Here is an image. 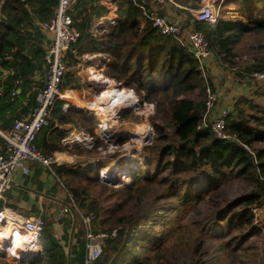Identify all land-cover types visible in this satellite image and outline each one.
I'll return each instance as SVG.
<instances>
[{"label": "trees", "instance_id": "trees-1", "mask_svg": "<svg viewBox=\"0 0 264 264\" xmlns=\"http://www.w3.org/2000/svg\"><path fill=\"white\" fill-rule=\"evenodd\" d=\"M190 1L198 8L200 0ZM114 2L117 19L107 35L112 57L119 71L134 79L133 87L139 94L147 100L157 99L158 110L165 105L168 121L167 127L157 128L161 147L145 150L146 167L122 188L103 186L92 191L86 187L98 181L93 165H53L61 186L73 193L77 208L84 215H93L92 230L109 233L93 264H205L208 250L201 248L209 235L222 238L226 264H245L238 245L251 234L260 233L251 206H264V104L240 97L226 120L229 139L216 138L209 128H197L204 111L205 87L209 84L214 88L210 77L203 75L196 58L173 36L160 34L145 21L134 3ZM95 4L96 0H77L73 5L74 25L81 31L75 46L80 50L84 43H94L85 32L91 20L87 5L96 14L107 12ZM219 5L216 22L196 20L193 27L203 33L220 65L231 69L233 78L242 82L264 70V45L245 44L246 38L259 43L258 36L264 33V0H222ZM54 14L44 0H0L1 131L10 129L15 119L28 114L35 105L43 84L33 77L37 71L45 73V50L38 40L41 33L31 34L29 28L39 27L35 21H48ZM247 52L252 58H246L245 63L237 61ZM3 70L8 73L4 75ZM52 116L35 140L47 155L61 150L59 141L65 134V130L53 128L55 120L93 134L88 118L75 109L62 112L54 108ZM62 174L64 181L59 177ZM234 180L244 181L247 190L220 208L216 202L222 187ZM66 197L69 204L67 193ZM204 200L214 205L206 218L207 228H191L187 214ZM70 208L74 219L61 218L64 226L60 237L43 216L41 254L27 264H83L84 227L78 212ZM77 218L80 227L70 236L68 230L75 227ZM173 242L176 246L171 245ZM0 264L25 263H13L0 253Z\"/></svg>", "mask_w": 264, "mask_h": 264}, {"label": "built area", "instance_id": "built-area-1", "mask_svg": "<svg viewBox=\"0 0 264 264\" xmlns=\"http://www.w3.org/2000/svg\"><path fill=\"white\" fill-rule=\"evenodd\" d=\"M76 1L59 0L53 17L37 23L51 34V41L44 57L46 76L43 86L37 91L35 105L30 112L15 119L10 129L0 130V137L4 142V152L0 153V199L4 198V192L11 187L13 176L17 172L27 173L28 166L33 163L43 166L57 178L53 165L68 154L78 157V153L73 152L75 151L73 147L76 146L88 150L96 149L98 157H90L96 162L106 153L116 154L109 163L111 165L100 164L97 167V178L105 184L128 185L134 175L142 169L138 165L145 168V159L142 160V164L140 162L138 164L137 158L140 157L139 145H147L153 138L151 126L143 128L146 129L143 133L133 131L134 127L140 126L139 124L132 125L128 130H121L125 119L138 114L147 104V100H144L143 93L135 92L133 81L124 82L128 75L120 72L119 68L114 69L115 65H112L107 35L117 19L115 4L112 0H97L107 12L90 21L85 32L93 39V46L87 47L85 43L84 49L80 50L75 45L81 37V31L74 25L71 14ZM129 1L141 9L143 19L150 21L151 26L160 34L173 36L185 47L198 61L203 75L209 78L208 68L212 54L202 32L194 29L185 32L181 22L161 14L159 5L167 0ZM168 1L174 3V0ZM218 1L216 4L209 3V0H200L196 3L198 8H193L192 1L186 0L187 4H184L183 8L192 16L193 21L214 23L219 16V3L222 0ZM70 57L75 59L76 63L83 64L85 69L97 70L99 75H92L89 78L83 76L79 82L66 85L64 78ZM245 62L246 59L242 61ZM250 78L254 83H264V70L252 73ZM122 90L129 92L128 97H121ZM2 95L3 91L0 89V97ZM205 95L204 111L197 128H209L216 138L229 139L226 120L234 104L230 107H218V91L209 84L205 87ZM132 101H136L137 104L130 105ZM54 108L62 112L70 109L82 112L88 118L93 134L73 124H62L55 120L53 128L65 130V134L59 141L61 150L47 155L36 146L35 140L40 130L53 119ZM67 194L84 227L86 243L83 264H93L101 255L103 239L109 233L93 231L90 225L93 215H84L75 205L73 193L68 191ZM43 226L44 218L41 214L21 217L6 207L1 208L0 253L13 263L21 261L27 264L38 258L41 254L39 237ZM9 232L18 234V237L10 238ZM114 234L115 229L111 232V235Z\"/></svg>", "mask_w": 264, "mask_h": 264}, {"label": "rangeland", "instance_id": "rangeland-1", "mask_svg": "<svg viewBox=\"0 0 264 264\" xmlns=\"http://www.w3.org/2000/svg\"><path fill=\"white\" fill-rule=\"evenodd\" d=\"M212 2H214V0H209V3H212ZM259 40H260L259 43H254L252 38L251 39L246 38L245 44L253 43L255 47L258 46V44L264 45V33L258 36V41ZM241 44H244V43H241ZM262 50L264 51V49ZM253 55H255V51H253ZM246 58L247 59L252 58L251 54L248 52L240 54V56L237 58L238 60L237 59L236 60L242 63V61H244ZM85 64L86 63L84 62V65ZM72 68L73 66L69 68V71H71ZM90 69L91 68H87L84 74L82 73L83 76L89 78L92 75H96V76L99 75L97 71L96 73L89 74ZM114 69H117V68H114ZM232 76L233 74H230V77H222L220 79L221 83L219 82V84L216 87L217 89H215L218 91V95H219V106L218 107H230L239 99L236 97H247V98L252 99L255 103H258L261 105L264 104V83L263 82L261 83L256 82L255 86L256 87L258 86V88L255 92L251 93V91H249L247 88H242L241 86L235 85L234 79L232 81V78H233ZM130 80L132 81V78L130 76L124 78V82L130 81ZM225 83H227V85H224ZM252 83H254V81H252ZM135 92L138 94L136 90ZM121 93L126 94L127 96L129 95L128 91L122 90ZM144 100H147L145 96H144ZM136 104L137 102L135 101L134 105ZM164 107L165 105L164 106L162 105L161 109L158 110L157 99L147 100V104L141 108L139 113L134 114L133 117L129 116L128 118H126L124 123L121 126L122 127L121 130L122 129L128 130L130 129L132 125L139 124L140 126L134 127L133 131H136V132L138 131V132L143 133V130H146L143 128L150 125L153 130L154 135L150 143L144 146H142L141 144L139 145L140 157L137 158L138 164L139 162L140 164H142L143 162L142 160L145 159L144 152L147 148L155 149V148L161 147V145L163 144V142L159 140V136L161 134L158 133L157 128L167 127L168 118L165 113L167 109H164ZM164 132L166 133V129H164ZM73 148L75 151H73L72 149L71 150L73 152H76V154L78 153L77 155H80V156L77 158L73 157V159H75V160L72 159L73 163L69 161L66 162L70 165L69 167H72V168H76L77 166H85L87 164L93 165V167H98V165L100 164L108 165L112 161V159L116 156V154L106 153L105 156H103L96 162L90 158L94 156L98 157V151L96 149L88 150V149H83L77 146ZM89 151H93V152H89ZM82 155H86L88 157H84ZM98 161H99V164H98ZM138 166L142 168L140 170H143V167H141V165H138ZM144 167H146V164H144ZM59 177L62 181L65 180V176L63 174L60 175ZM97 180L98 181H92L88 183L87 185L84 183L83 184L86 185V187L89 186L92 191L102 190L103 186H106L108 189H111V188L119 189V188H122L123 186V185H117V184H107V183L105 184L101 182L98 178ZM56 182H58V185H60L59 179H56ZM247 186L248 185L242 180H234L230 183H227L226 185L222 187V191L218 196L216 205L219 206L220 208L224 207V205L227 202L233 201L240 195L244 194L245 191L247 190ZM67 189L71 191L69 188ZM67 189L63 188L62 186H59V192H60L59 197L60 198L64 199L65 193L68 192ZM67 206L68 207L65 209H62V211H60L61 209H59L58 211V208L60 207L56 208V205H55L54 207L55 209L53 211L54 215L52 216L46 215L48 220L49 218H51V219H54V221H57V219L60 218L62 214H65L68 211V209H70L71 203L69 202ZM213 206L214 205H212L210 201L204 200L195 209L188 212L186 218H187L188 224L191 225V228H194V227L199 228V229L207 228L206 218L209 212L211 211V209H213ZM251 212L254 215V218H253L254 225H256L261 231L260 233L251 234L246 240V242L240 243L238 245L237 251L240 254V258L244 260L245 264H264V206L257 207L253 205L251 206ZM67 214H70V211L67 212ZM80 224L81 222L79 218H77V220L75 221V225L77 227H80ZM171 245L176 246L174 242ZM221 247H222V238L220 236L216 237L215 235H212L211 237L209 235L203 240V245L201 249L208 250V253H207L208 256H206L205 258L206 259L205 264H226L224 260L225 257L221 252Z\"/></svg>", "mask_w": 264, "mask_h": 264}, {"label": "crops", "instance_id": "crops-1", "mask_svg": "<svg viewBox=\"0 0 264 264\" xmlns=\"http://www.w3.org/2000/svg\"><path fill=\"white\" fill-rule=\"evenodd\" d=\"M112 1L115 4L114 0ZM217 2L219 1L214 0V3L217 4ZM184 4H187V3H183L179 0H174V3H172L167 0L165 3H162L161 5H159V9H160L161 14L166 15L171 20H176V21L181 22L183 24L184 31L187 32L190 29H194L193 27L194 21L192 20V16L186 11V9L183 8ZM96 5H100V4L97 3L94 6ZM115 7H116V12H117L116 4H115ZM87 8L88 9L86 12L91 16V20L94 17L103 15V13L96 14L95 12H93V10H90L88 5H87ZM188 14L190 16H188ZM38 22L39 21H35L36 24ZM29 31L31 34H36L37 32L41 33V36L38 39L40 41L39 44L42 45L43 50H45L46 52V48L51 41V34L40 26L37 28L36 27L29 28ZM86 43H87L86 44L87 47L93 46L91 44H88V42ZM23 53L27 54V51H24ZM211 57L212 58H211L208 71L210 72V80L214 87L213 89H217L216 87L219 84L220 79L222 77H230V74H232L233 71L231 69L229 70V69L223 68L213 55ZM7 59H11V58L8 57ZM111 60H112V65H115V68H119L117 61L114 60L113 57H111ZM67 65L69 68L72 66L73 68L71 71H69V68H68L67 73L65 74V78H64L65 84L69 85L70 83L73 84L75 81L79 82L81 80V77H83V74L86 70L83 64L81 65L79 63H76V60L70 57L67 61ZM42 69L45 70V73L41 74L40 71L39 72L37 71L35 72L33 78L36 81L42 82L43 84L44 78L46 76L45 62L42 65ZM91 71H94L95 73L97 70H94L91 68L90 72ZM7 73H8L7 70H3L4 75H6ZM233 79H234L235 85L241 86L242 88H247L249 91H251V93L255 92L258 88V86L257 87L255 86L256 85L255 83H252L253 80L251 78L242 80V82L236 81L235 78H232V81ZM132 81H134L133 78H132ZM224 85H227V83H225ZM19 90L20 89H17V92ZM236 98H240V97H236ZM66 124H70V123H66ZM3 152H4V143H3V140L0 138V153H3ZM79 156L80 155H78V157ZM73 157L77 158V156H72L68 154L67 157L63 158L60 161H57L56 164L60 165L62 163H66L67 161L73 163L72 161ZM56 179L57 178L51 175V173L43 166L36 164V163L29 165L27 173L17 172L13 176L11 187L4 192L3 194L4 198L0 199V209L6 207L14 211L16 214H18L21 217L41 214L42 217L45 216L46 219H48L46 215H51V216L54 215L53 211L55 209L54 208L55 205H56V208L60 207L58 208V211L59 209H61L60 211H62V209H65L68 207L67 206L68 204H66V201H65L67 198L66 193H65L64 199L59 197L60 196L59 186H61V184L59 183L60 185H58V182H56ZM69 211H70V214H67V212L65 214H62V216L58 218L57 221H54V219L49 218V220L53 224V231L58 237H60L63 234L64 224L63 222H61V218L68 217V218L74 219L72 216V210L68 209V212ZM77 228L78 227L75 225V227H71V229L68 230L70 233V236L72 235L74 231L77 230ZM17 235L18 234H14L15 238L18 237ZM71 240L72 239L70 238V241Z\"/></svg>", "mask_w": 264, "mask_h": 264}, {"label": "water", "instance_id": "water-1", "mask_svg": "<svg viewBox=\"0 0 264 264\" xmlns=\"http://www.w3.org/2000/svg\"><path fill=\"white\" fill-rule=\"evenodd\" d=\"M49 7H51L52 9L56 10L59 4V0H44ZM59 164V163H58ZM71 209V208H70Z\"/></svg>", "mask_w": 264, "mask_h": 264}, {"label": "bare ground", "instance_id": "bare-ground-1", "mask_svg": "<svg viewBox=\"0 0 264 264\" xmlns=\"http://www.w3.org/2000/svg\"><path fill=\"white\" fill-rule=\"evenodd\" d=\"M95 70V69H94ZM90 74H93L94 73V71H91V72H89ZM96 73V72H95ZM116 96H118V95H116ZM121 97H123V98H126V97H128L126 94H122L121 93ZM130 105H134V101H132L131 102V104ZM9 236H11L10 238H15V236H14V233H12V232H9ZM16 239V238H15Z\"/></svg>", "mask_w": 264, "mask_h": 264}]
</instances>
